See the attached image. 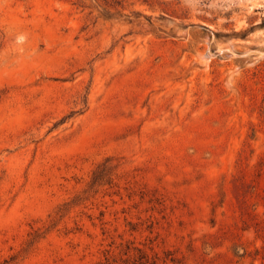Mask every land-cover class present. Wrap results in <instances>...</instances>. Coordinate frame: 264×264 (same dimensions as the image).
<instances>
[{
  "label": "rangeland",
  "instance_id": "1",
  "mask_svg": "<svg viewBox=\"0 0 264 264\" xmlns=\"http://www.w3.org/2000/svg\"><path fill=\"white\" fill-rule=\"evenodd\" d=\"M0 264H264V0H0Z\"/></svg>",
  "mask_w": 264,
  "mask_h": 264
}]
</instances>
